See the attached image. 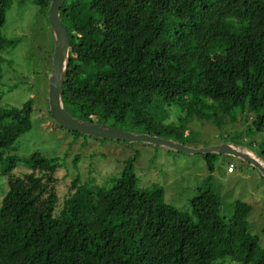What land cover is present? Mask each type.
<instances>
[{
  "label": "trees",
  "instance_id": "obj_1",
  "mask_svg": "<svg viewBox=\"0 0 264 264\" xmlns=\"http://www.w3.org/2000/svg\"><path fill=\"white\" fill-rule=\"evenodd\" d=\"M14 2L36 6L49 29L50 0H0V30ZM60 19L69 37L62 101L70 115L185 145L196 121L237 129L242 140L243 132L260 133L248 143L257 142L264 160V0H65ZM16 44L0 34V81L2 53ZM51 58L50 38L46 84ZM1 98L0 264H264L248 204L235 202L222 218L218 195L204 188L189 212L179 211L156 185H141L138 150L105 184L76 176L60 196L66 155L13 153L32 128L33 99L11 107ZM204 157L209 164L214 156Z\"/></svg>",
  "mask_w": 264,
  "mask_h": 264
},
{
  "label": "rangeland",
  "instance_id": "obj_2",
  "mask_svg": "<svg viewBox=\"0 0 264 264\" xmlns=\"http://www.w3.org/2000/svg\"><path fill=\"white\" fill-rule=\"evenodd\" d=\"M37 12L38 8L30 2L22 5L14 2L0 30V34L8 40H17L12 49L2 53L6 61L0 81L1 105L21 107L30 98L33 99L32 128L16 140L13 153L21 159L33 152L60 159L66 155L67 169L62 168L58 175L59 195L62 196L67 191L66 186L76 176L81 182L94 179L97 184H105L108 177L116 172L118 174L119 167L133 151L138 150L140 153L135 163V172L142 181L141 185H156L162 190V199L182 212L190 211V200L204 188L218 195L222 218L232 215L235 202L246 203L251 208L248 216L249 231L264 246V181L250 165L229 156L212 154L214 157L209 159V164L213 168L210 169L202 154L185 155L151 145H127L90 138L85 140L52 123L45 112V73L48 69L46 52L50 49L51 33ZM190 129L191 135L185 139L187 146L210 147L230 142L246 146L258 154L257 142L262 136L260 133H251L250 137H245L243 132L242 140L237 129L235 133L230 132L226 126L218 130L211 123L199 121L194 122ZM249 139L257 141L256 145H249ZM83 142L88 145L81 147ZM75 155L81 156L76 168L71 164ZM228 163L235 165L234 174L227 173ZM62 177H66V182L62 181ZM5 184L6 178H3L0 186L5 188ZM2 193L0 190V200Z\"/></svg>",
  "mask_w": 264,
  "mask_h": 264
},
{
  "label": "water",
  "instance_id": "obj_3",
  "mask_svg": "<svg viewBox=\"0 0 264 264\" xmlns=\"http://www.w3.org/2000/svg\"><path fill=\"white\" fill-rule=\"evenodd\" d=\"M64 2L65 0H50L47 11L52 40V58L50 72L47 75L46 104L52 120L58 126L69 132L99 140L151 145L185 155L229 156L250 165L264 181V160L246 146H238L230 142H222L210 147L187 146L172 139L87 122L70 115L62 101V87L69 63V37L60 19V10Z\"/></svg>",
  "mask_w": 264,
  "mask_h": 264
},
{
  "label": "built area",
  "instance_id": "obj_4",
  "mask_svg": "<svg viewBox=\"0 0 264 264\" xmlns=\"http://www.w3.org/2000/svg\"><path fill=\"white\" fill-rule=\"evenodd\" d=\"M234 171H235V168H234V166L232 165V164H230L229 166H228V168H227V173H234Z\"/></svg>",
  "mask_w": 264,
  "mask_h": 264
},
{
  "label": "clouds",
  "instance_id": "obj_5",
  "mask_svg": "<svg viewBox=\"0 0 264 264\" xmlns=\"http://www.w3.org/2000/svg\"><path fill=\"white\" fill-rule=\"evenodd\" d=\"M229 165H230V164H229ZM229 165H228V166H229ZM232 165H233V164H232ZM233 166H234V165H233ZM227 168H228V167H227ZM226 171H227V169H226ZM234 172H235V171H234ZM228 174H229V173H228ZM230 174H232V173H230Z\"/></svg>",
  "mask_w": 264,
  "mask_h": 264
}]
</instances>
